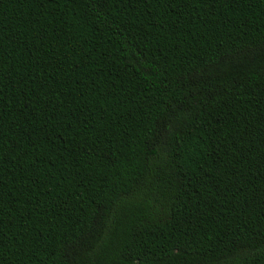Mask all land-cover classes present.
I'll use <instances>...</instances> for the list:
<instances>
[{"label":"trees","instance_id":"16d2710c","mask_svg":"<svg viewBox=\"0 0 264 264\" xmlns=\"http://www.w3.org/2000/svg\"><path fill=\"white\" fill-rule=\"evenodd\" d=\"M0 264H264V0H0Z\"/></svg>","mask_w":264,"mask_h":264}]
</instances>
